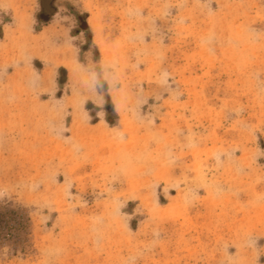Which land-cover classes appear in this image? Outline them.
<instances>
[{"label": "rangeland", "instance_id": "rangeland-1", "mask_svg": "<svg viewBox=\"0 0 264 264\" xmlns=\"http://www.w3.org/2000/svg\"><path fill=\"white\" fill-rule=\"evenodd\" d=\"M0 264H264V0H0Z\"/></svg>", "mask_w": 264, "mask_h": 264}]
</instances>
